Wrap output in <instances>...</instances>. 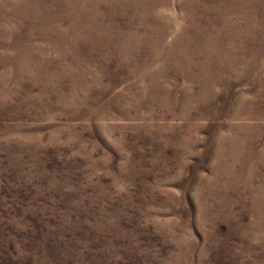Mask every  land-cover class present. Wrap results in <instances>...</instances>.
Here are the masks:
<instances>
[{
  "label": "rangeland",
  "instance_id": "obj_1",
  "mask_svg": "<svg viewBox=\"0 0 264 264\" xmlns=\"http://www.w3.org/2000/svg\"><path fill=\"white\" fill-rule=\"evenodd\" d=\"M0 264H264V0H0Z\"/></svg>",
  "mask_w": 264,
  "mask_h": 264
}]
</instances>
